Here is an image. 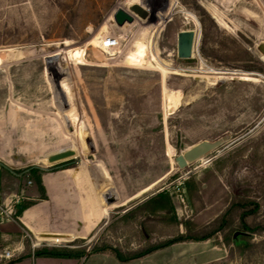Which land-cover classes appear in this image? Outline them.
Returning <instances> with one entry per match:
<instances>
[{"label": "rangeland", "instance_id": "1", "mask_svg": "<svg viewBox=\"0 0 264 264\" xmlns=\"http://www.w3.org/2000/svg\"><path fill=\"white\" fill-rule=\"evenodd\" d=\"M122 4L0 0V167L26 198L31 185L44 196L36 176L71 168L85 210L104 214L91 231L36 238L38 249L24 238L26 251L133 258L172 242L171 264H264V0H139L148 17L117 26ZM144 28L172 72L149 47L151 64L124 60ZM102 30L121 42L112 59L91 41ZM80 48L83 62L65 60ZM161 193L173 210L138 211Z\"/></svg>", "mask_w": 264, "mask_h": 264}, {"label": "crops", "instance_id": "2", "mask_svg": "<svg viewBox=\"0 0 264 264\" xmlns=\"http://www.w3.org/2000/svg\"><path fill=\"white\" fill-rule=\"evenodd\" d=\"M71 168L59 169L41 174V184L45 198H39L32 185L27 188L30 197L26 200L32 203L18 216L14 223L0 225V246L16 248L23 243L21 255L7 264H171L172 254L161 257L169 248H160L148 254L120 261L115 254L109 251H95L87 255L57 252L63 256L38 255L26 251L22 239V231L25 230L31 236L32 241L51 239L55 236L69 233H83L91 231L104 214L101 207L96 204L94 213L86 211L84 204L87 201V190L83 176L76 178ZM11 178L5 169L0 167V199L8 198L20 191V185ZM150 188V187H149ZM91 195V193H90ZM92 198H94L92 196ZM77 222L81 227L77 229ZM39 244L35 247L38 249ZM160 256L156 260L153 257Z\"/></svg>", "mask_w": 264, "mask_h": 264}, {"label": "bare ground", "instance_id": "3", "mask_svg": "<svg viewBox=\"0 0 264 264\" xmlns=\"http://www.w3.org/2000/svg\"><path fill=\"white\" fill-rule=\"evenodd\" d=\"M122 5H120V7H123V5H128V6H132V5H135V4H138L139 3V0H122ZM143 6V5H142ZM206 9L208 10V12L212 15V17L216 20V22L222 26V27H228L226 21L224 20L223 18V15L214 7L212 6H206ZM146 11H148V7L145 8ZM137 17L134 15V18ZM111 18V16H110ZM112 19H110L111 21ZM195 20V19H194ZM196 23V22H195ZM197 25V24H196ZM146 28H144L141 33L139 34V37L137 38L136 42H135V45H134V48L129 50L127 53H126V56L124 60L129 61L130 64H143V65H147V64H151V60H154L155 62H157L156 60V55L155 53L151 50L152 49V41H145L143 39V33L145 31ZM111 39V38H114V37H108L106 35V32L104 30L100 31L99 33H97L95 36H93V38L91 39L92 43L96 46H99L102 50L104 48V40H107V39ZM145 47H149V49L151 50V60H147L146 56H145V53H144V49ZM76 49V48H75ZM147 49V48H146ZM118 49H116L113 53H111L109 56H112L110 59L114 58V54L116 53ZM148 52V51H147ZM16 53V52H15ZM9 54V53H8ZM11 54V53H10ZM9 54V55H10ZM150 55V54H149ZM15 57H19L20 56V53H16L14 55ZM13 57V56H12ZM263 58V57H261ZM66 61H74V62H83L84 61V50L83 49H78V50H74L72 52H70L67 56H66ZM64 60V61H65ZM127 62V63H129ZM64 64V63H63ZM169 65V64H168ZM168 65H164V64H161L160 61L159 63L157 62V65L156 68L157 69H160V70H163L164 72L166 73H169V72H172V68L169 67ZM152 67V66H151ZM62 70V69H61ZM214 74H225L223 72H213ZM232 74H235V73H232ZM213 78H221L220 76H214ZM246 78V77H245ZM250 79V78H249ZM63 80V85H65L66 87V90L68 91V84L66 82V80ZM216 80V79H215ZM214 83V82H213ZM170 109V107H169ZM59 120V119H58ZM72 146V145H71ZM74 146V145H73ZM72 146V147H73ZM76 146H74L75 148ZM71 149V148H70ZM73 152H75L73 149H71ZM75 155V153H74ZM73 155V156H74ZM71 156V157H73ZM42 162L45 163V161L47 163H49L47 161V158H43V160H41Z\"/></svg>", "mask_w": 264, "mask_h": 264}, {"label": "built area", "instance_id": "4", "mask_svg": "<svg viewBox=\"0 0 264 264\" xmlns=\"http://www.w3.org/2000/svg\"><path fill=\"white\" fill-rule=\"evenodd\" d=\"M120 40L118 38H109L104 40L103 52L106 54L113 53L116 49L120 47ZM31 185V181L27 182ZM25 199L24 191L21 189L19 193L9 196L5 199H0V225L5 223H14L18 219L16 210L21 201ZM28 238L31 243L32 250L38 245L37 242H33L29 233L25 230L22 231V239ZM47 241V240H45ZM23 243L21 242L16 248H9L5 246H0V264H7L15 259H17L23 252Z\"/></svg>", "mask_w": 264, "mask_h": 264}, {"label": "trees", "instance_id": "5", "mask_svg": "<svg viewBox=\"0 0 264 264\" xmlns=\"http://www.w3.org/2000/svg\"><path fill=\"white\" fill-rule=\"evenodd\" d=\"M36 179V183L39 187V189L41 191H43V186L41 184V176L38 175L35 177ZM45 198V195L42 197V199ZM241 204L238 205V207H240ZM27 207H29V205H19L17 207V210H16V213H17V216H19L22 211H24ZM164 209H169V210H173V206L171 204V201L167 195V193H161V194H158L156 195L155 197L149 199L148 201H146L145 203H143L139 208H138V211H145L147 212V216L150 217V215H153L157 212H161L163 211ZM209 236H202V237H190V239H193L195 241H203L205 239H207ZM169 244H172V242H170ZM169 244H165L163 246H155V247H152L150 249H148L147 251L143 252L142 254H140L139 256H135L133 258H124L120 253L116 252V251H113V253L115 254V256L117 257L118 260L120 261H127V260H130V259H135V258H139L149 252H152V251H155L157 249H160L164 246H167ZM36 254L38 255H50V256H63L57 252H53V251H46V250H42V251H38Z\"/></svg>", "mask_w": 264, "mask_h": 264}, {"label": "water", "instance_id": "6", "mask_svg": "<svg viewBox=\"0 0 264 264\" xmlns=\"http://www.w3.org/2000/svg\"><path fill=\"white\" fill-rule=\"evenodd\" d=\"M167 8V6L164 8V10ZM152 16L155 14L153 12L150 13ZM134 15L137 17H140L142 19H146L148 17V13L145 10V8L142 7L140 4H135L130 6L129 11H126L124 9H117L113 13V19L117 26H123L125 23H132L134 21ZM74 155V152L72 150L67 151H61L58 154H55L49 158V162H56L60 160H64L68 157H71ZM176 163L179 167L186 166L187 162L182 155H178L175 158ZM81 227V223L77 222V229L79 230Z\"/></svg>", "mask_w": 264, "mask_h": 264}]
</instances>
